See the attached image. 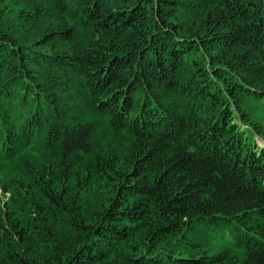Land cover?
I'll list each match as a JSON object with an SVG mask.
<instances>
[{
  "label": "trees",
  "instance_id": "1",
  "mask_svg": "<svg viewBox=\"0 0 264 264\" xmlns=\"http://www.w3.org/2000/svg\"><path fill=\"white\" fill-rule=\"evenodd\" d=\"M0 264H264V0H0Z\"/></svg>",
  "mask_w": 264,
  "mask_h": 264
}]
</instances>
